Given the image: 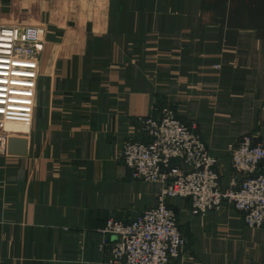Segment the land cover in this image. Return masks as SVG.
Wrapping results in <instances>:
<instances>
[{"label":"crops","instance_id":"1","mask_svg":"<svg viewBox=\"0 0 264 264\" xmlns=\"http://www.w3.org/2000/svg\"><path fill=\"white\" fill-rule=\"evenodd\" d=\"M0 24L47 34L18 77L24 146L0 155V264H108L105 219H134L162 188L119 159L157 105L197 122L224 187L228 147L247 133L264 146V0H0ZM170 201L187 243L168 264H264V226Z\"/></svg>","mask_w":264,"mask_h":264},{"label":"built area","instance_id":"2","mask_svg":"<svg viewBox=\"0 0 264 264\" xmlns=\"http://www.w3.org/2000/svg\"><path fill=\"white\" fill-rule=\"evenodd\" d=\"M40 38V27L0 24V116L8 114L15 59H32L42 48ZM137 120L144 139L123 141L119 159L133 180L162 188L155 203L134 219H105L101 232L111 236L108 264H168L181 255L187 241L171 199H188L193 215L227 205L241 213L244 225H264V146L252 134L228 147L232 173L224 187L219 161L196 121H181L168 102Z\"/></svg>","mask_w":264,"mask_h":264},{"label":"rangeland","instance_id":"3","mask_svg":"<svg viewBox=\"0 0 264 264\" xmlns=\"http://www.w3.org/2000/svg\"><path fill=\"white\" fill-rule=\"evenodd\" d=\"M35 26L40 27V30H41L40 39L43 45V42L45 43V39H47L46 29L41 24L35 25ZM41 52H42V48L32 59L31 58L25 59V58H19V57L15 59V67L13 69V75H12L13 79L11 81L12 87H11V95L9 98L8 114L5 116H0V155L9 156L10 154L17 152L18 147L22 145L24 146V144H22L24 139L21 136L22 135L24 136V133L26 132V128H27V125L24 123H28L32 121V107H33L32 103L33 102L31 98H28L24 94L25 92H23L24 91L23 84H25V82L19 81L18 77H23V79L25 78L29 80L28 77L26 76L29 75L30 73H27V71L29 72L33 71L34 62L32 61L35 58H39L41 55ZM173 110L175 111L174 108ZM175 115L177 118H179L183 122L192 121V120L181 119L177 115L176 111H175ZM19 126H24L25 129L24 130L18 129L17 127ZM140 133L142 132L140 131ZM143 139H144V135L142 139L136 138V139H127V140H143ZM170 202L171 201H169V204ZM247 227H250V226H247ZM250 228L256 229L257 227H250Z\"/></svg>","mask_w":264,"mask_h":264},{"label":"water","instance_id":"4","mask_svg":"<svg viewBox=\"0 0 264 264\" xmlns=\"http://www.w3.org/2000/svg\"><path fill=\"white\" fill-rule=\"evenodd\" d=\"M21 151H22V147L20 146V147L17 148V152L19 153Z\"/></svg>","mask_w":264,"mask_h":264}]
</instances>
